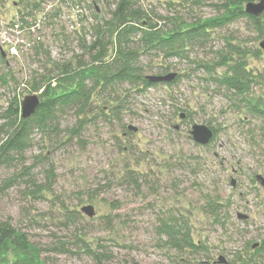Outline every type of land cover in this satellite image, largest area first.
Returning a JSON list of instances; mask_svg holds the SVG:
<instances>
[{"label":"rangeland","instance_id":"1","mask_svg":"<svg viewBox=\"0 0 264 264\" xmlns=\"http://www.w3.org/2000/svg\"><path fill=\"white\" fill-rule=\"evenodd\" d=\"M38 1L37 8L0 0V115L14 97L21 111L22 100L40 94L36 87L57 75L58 64L84 58L83 45L118 0ZM198 1L141 4L163 21L177 10L187 19L214 17L223 2ZM249 26L240 18L218 28L184 58L143 54L145 76L174 72V82L147 89L127 83L112 95H96L90 120L77 132H71L79 124L73 110L59 115L56 127L35 128L24 155L0 167V186H7L0 218L43 247L48 264H96L77 237L104 246L111 264L130 258L141 264H239V253L264 249V118L252 115L246 101L204 67L217 62L234 38L249 51V98L264 102V50L256 55L264 37ZM195 124L214 129L208 144L194 140ZM86 205L94 206V217L81 211ZM68 209L82 216L70 222ZM169 214L183 217L205 249L181 254L167 247L157 228Z\"/></svg>","mask_w":264,"mask_h":264},{"label":"trees","instance_id":"2","mask_svg":"<svg viewBox=\"0 0 264 264\" xmlns=\"http://www.w3.org/2000/svg\"><path fill=\"white\" fill-rule=\"evenodd\" d=\"M182 1L181 4L192 2L190 5L199 2ZM256 1L258 0H223L217 5V16L187 19L177 10L173 17H162L163 21H160L154 19L151 10L144 8L141 0H118L116 7L109 11L110 17L100 19L93 28L92 41L83 45L88 59L85 56L79 61L70 60L58 64L57 75L36 87L41 93L40 104L34 114L23 118L17 97L2 112L0 118L4 122L0 125V167L11 166L17 161L16 157L24 155L35 128L45 130L48 126L56 127L58 116L65 112L75 111L79 124L71 132H77L90 120L96 95H112L116 88L119 89L127 83L136 89L140 85L144 89L157 85L158 83L150 81L143 74V66L139 63L143 54H163L167 58L187 57L189 49L207 41L211 32L218 28L224 29L240 18L247 19L249 27L258 33L259 38L264 37V13L255 16L245 10L249 2ZM20 2H28V5L32 2L35 7H40L38 0ZM190 5L185 8H191ZM230 40L235 39L227 40L224 49L217 53V62L206 63L204 67L218 85L236 96H241L252 115L264 118L262 99L249 98L252 84L247 68L249 51ZM262 51L259 46L256 55H261ZM167 74L169 73L160 75ZM0 79L5 82V77ZM117 109L116 107L111 110L116 112ZM100 110L106 115L102 107ZM4 187L0 186V194ZM81 216L77 210L68 209L66 213L67 220L73 223ZM157 230L160 236H166L167 247L173 248L177 253H199L205 249L194 240L192 230L183 217L169 214L161 220ZM77 238V242L84 243L83 246H78L80 250L96 264H111V256L103 249L104 246H88L81 237ZM256 248L258 249L254 253H239L237 262L264 264L263 246L256 245ZM0 264H48V259L44 255L43 247L34 243L26 232L9 219L0 218ZM125 264L141 263L130 258Z\"/></svg>","mask_w":264,"mask_h":264},{"label":"water","instance_id":"3","mask_svg":"<svg viewBox=\"0 0 264 264\" xmlns=\"http://www.w3.org/2000/svg\"><path fill=\"white\" fill-rule=\"evenodd\" d=\"M246 12L253 14L255 16H260L264 13V0H258L256 2H249L246 5ZM260 48L264 50V40L260 42ZM177 77V73H169L167 75H150L148 79L156 83H166L172 82ZM40 104V96L38 94L27 95L21 102V111L22 117L28 118L34 114ZM130 129H134L130 127ZM136 130V129H134ZM191 134L196 142L200 144H208L214 137V131L212 128L203 124H195L192 127ZM260 180V177H258ZM264 185V180H261ZM81 211L84 212L89 217L95 216V208L93 205H86L81 208Z\"/></svg>","mask_w":264,"mask_h":264},{"label":"flooded vegetation","instance_id":"4","mask_svg":"<svg viewBox=\"0 0 264 264\" xmlns=\"http://www.w3.org/2000/svg\"><path fill=\"white\" fill-rule=\"evenodd\" d=\"M184 116H185L184 114H183V115H181V117H182V118H184Z\"/></svg>","mask_w":264,"mask_h":264},{"label":"built area","instance_id":"5","mask_svg":"<svg viewBox=\"0 0 264 264\" xmlns=\"http://www.w3.org/2000/svg\"><path fill=\"white\" fill-rule=\"evenodd\" d=\"M18 27V26H17Z\"/></svg>","mask_w":264,"mask_h":264}]
</instances>
